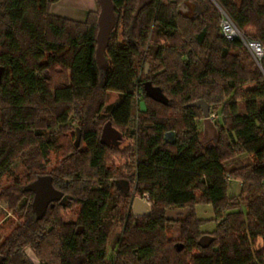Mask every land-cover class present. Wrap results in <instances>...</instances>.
<instances>
[{
    "label": "trees",
    "instance_id": "1",
    "mask_svg": "<svg viewBox=\"0 0 264 264\" xmlns=\"http://www.w3.org/2000/svg\"><path fill=\"white\" fill-rule=\"evenodd\" d=\"M59 1L0 0V202L14 219L0 238L1 264H33L24 249L37 264H264V52L255 59L220 32L224 13L264 50V0H112L104 68L95 57L97 0L83 22L52 16ZM187 2L189 16L180 10ZM113 93L120 100L106 115ZM199 101L222 109L216 141L201 138L203 112L188 106ZM107 122L122 135L118 147L100 144ZM56 125L66 146L55 145ZM242 155L243 165H228ZM43 176L67 201L37 219L27 186ZM120 180L131 185L125 193ZM231 182L240 188L229 197ZM144 194L151 213L134 217L131 198ZM199 205L211 206L212 220L198 219ZM167 210L188 214L175 222ZM110 212L121 234L109 259Z\"/></svg>",
    "mask_w": 264,
    "mask_h": 264
},
{
    "label": "water",
    "instance_id": "2",
    "mask_svg": "<svg viewBox=\"0 0 264 264\" xmlns=\"http://www.w3.org/2000/svg\"><path fill=\"white\" fill-rule=\"evenodd\" d=\"M142 4H145L148 0H140ZM99 5V13L97 18V35H96V51L95 57L98 65L101 68L105 67V52L109 45L110 35L115 28L116 19L114 15V7L112 0H97ZM145 69H148V65L145 66ZM2 69L0 68V75ZM144 92L147 94L155 95L159 100L163 101L161 94L158 91L152 90L148 83H145L143 86ZM189 107L200 108L203 112V120H202V131H203V142L208 143L215 139L218 134L217 127L213 122L212 118L209 115V107L203 102L199 101L194 104L188 105ZM139 109L141 112H145V104L144 102L139 103ZM166 137L172 138V134L166 135ZM80 134L79 131H76V142L79 143ZM122 141V135L120 132L112 126L111 122H107L101 130L100 134V144L118 147ZM124 191H126V186H128V182L120 180L117 183ZM58 198V197H56ZM131 212L134 217L142 218L147 217L151 213V208L142 201L140 198H134L131 205ZM188 214V210H167L165 212V217L168 220H172L175 222H182L185 220ZM81 229V228H80ZM209 237H203L199 244L201 246H207L210 242ZM117 241V239H116ZM116 241L112 246V250L116 245ZM4 260L2 256H0V264Z\"/></svg>",
    "mask_w": 264,
    "mask_h": 264
},
{
    "label": "rangeland",
    "instance_id": "3",
    "mask_svg": "<svg viewBox=\"0 0 264 264\" xmlns=\"http://www.w3.org/2000/svg\"><path fill=\"white\" fill-rule=\"evenodd\" d=\"M187 3H190V2H187ZM182 5L180 7V10L183 14L189 16L193 13V11L191 13L184 12L182 10ZM174 41H178L177 35L175 37L171 38V40H169L170 43H173ZM119 44H121V41H119ZM145 71L146 72L149 71V65H148V69L147 70L145 69ZM119 100H120V97L118 95H111V94L109 95L108 101L105 105V114L106 115L109 112V109H107V108H110V107L116 105L119 102ZM221 110H222L221 108H218L215 111L214 110L211 111L209 108V115H210V117H212L213 122L218 127L222 125ZM137 122H138V115H137L136 111H134L133 116L131 117V120L129 122L128 129L134 130L136 125H137ZM60 129H61V127L59 125H56L55 127H53L49 131L50 133L53 134L54 139H56L55 145L58 148L63 146V145L66 146L68 143L65 139L62 138V134L60 133V131H61ZM200 131H201V138L203 140L202 122L200 124ZM217 136H218V134H217ZM69 139H70V134H69ZM216 140H217V137L215 139H213L212 141H216ZM212 141H210V142H212ZM128 142H129V140L124 139L121 147L126 146L128 144ZM57 156H58L57 153L56 154L53 153L51 155V160L53 161V163L56 161ZM246 160H247L246 155L238 156V157H235L234 159H232L228 165H243L246 162ZM17 165H18V162L15 161L11 165V169H15ZM86 184L91 186L92 182H87ZM239 188H240V183H238V182L229 183V189H228L229 197L236 195L239 191ZM131 204H132V202H131ZM130 208H131V206H130ZM195 213H196L198 219H200V220H212L214 217L213 216V210H212L211 206H209V205L196 206L195 207ZM12 215H13V212L10 209H8L7 205L3 202H0V238L4 237L8 233L9 228H10L12 222L14 221ZM118 220L119 219L116 218L114 212L107 213L105 218H104V223L108 227V258L109 259L113 256L112 250L110 248L112 247V245L114 244V242L117 239L116 245L114 248V249H116V246H117V243L119 241L120 234H121V228H120V224L118 223ZM214 227H215L214 223H208V224L201 227V231L205 235H208L214 230ZM79 230H81V229H79ZM169 230H171V232H172V234H170V238L172 240H176L178 237V226L176 224H170ZM24 253L32 261L33 264L38 263L37 259L34 257L32 252L29 251V249H24Z\"/></svg>",
    "mask_w": 264,
    "mask_h": 264
},
{
    "label": "flooded vegetation",
    "instance_id": "4",
    "mask_svg": "<svg viewBox=\"0 0 264 264\" xmlns=\"http://www.w3.org/2000/svg\"><path fill=\"white\" fill-rule=\"evenodd\" d=\"M27 190L32 194V199L27 201L25 205L29 206L32 215L37 219L45 216L55 203L65 205L67 201L52 187V178L49 176L39 177L34 183L27 186ZM125 190L123 189L124 193L127 192L128 186Z\"/></svg>",
    "mask_w": 264,
    "mask_h": 264
},
{
    "label": "crops",
    "instance_id": "5",
    "mask_svg": "<svg viewBox=\"0 0 264 264\" xmlns=\"http://www.w3.org/2000/svg\"><path fill=\"white\" fill-rule=\"evenodd\" d=\"M194 6L191 3H185L182 5L184 12L191 13ZM97 3L95 0H60L59 2L51 5L49 12L52 16H56L62 19L83 22L87 13L96 12ZM118 95V94H111Z\"/></svg>",
    "mask_w": 264,
    "mask_h": 264
},
{
    "label": "built area",
    "instance_id": "6",
    "mask_svg": "<svg viewBox=\"0 0 264 264\" xmlns=\"http://www.w3.org/2000/svg\"><path fill=\"white\" fill-rule=\"evenodd\" d=\"M220 32L222 36L229 41L240 40L255 59L261 58L262 52H264L261 46L258 43H251V42L245 41L240 31L237 29L234 23L224 13H221ZM138 98L139 96H137V99ZM129 187H131V185L128 183V189ZM137 197L140 198L145 203H147V205L151 208V202L149 201V197L147 194H144L141 197L133 195L131 198V202H133L134 198H137Z\"/></svg>",
    "mask_w": 264,
    "mask_h": 264
}]
</instances>
